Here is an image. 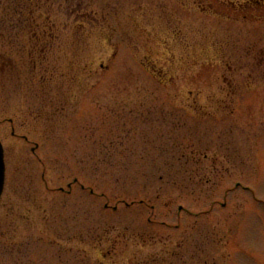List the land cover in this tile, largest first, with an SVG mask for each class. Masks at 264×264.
<instances>
[{
  "label": "rangeland",
  "instance_id": "obj_1",
  "mask_svg": "<svg viewBox=\"0 0 264 264\" xmlns=\"http://www.w3.org/2000/svg\"><path fill=\"white\" fill-rule=\"evenodd\" d=\"M256 0H0V264H264Z\"/></svg>",
  "mask_w": 264,
  "mask_h": 264
},
{
  "label": "water",
  "instance_id": "obj_2",
  "mask_svg": "<svg viewBox=\"0 0 264 264\" xmlns=\"http://www.w3.org/2000/svg\"><path fill=\"white\" fill-rule=\"evenodd\" d=\"M6 167H5V154L2 143L0 142V199L3 195L5 188Z\"/></svg>",
  "mask_w": 264,
  "mask_h": 264
},
{
  "label": "flooded vegetation",
  "instance_id": "obj_3",
  "mask_svg": "<svg viewBox=\"0 0 264 264\" xmlns=\"http://www.w3.org/2000/svg\"><path fill=\"white\" fill-rule=\"evenodd\" d=\"M255 4H257L261 9H264V0H256Z\"/></svg>",
  "mask_w": 264,
  "mask_h": 264
}]
</instances>
